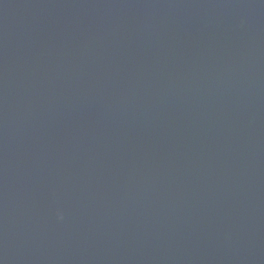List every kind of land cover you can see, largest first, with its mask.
<instances>
[{
    "label": "water",
    "instance_id": "water-1",
    "mask_svg": "<svg viewBox=\"0 0 264 264\" xmlns=\"http://www.w3.org/2000/svg\"><path fill=\"white\" fill-rule=\"evenodd\" d=\"M0 264H264V0H0Z\"/></svg>",
    "mask_w": 264,
    "mask_h": 264
}]
</instances>
